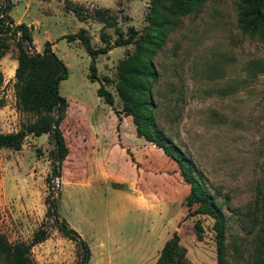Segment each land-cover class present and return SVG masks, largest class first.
I'll return each mask as SVG.
<instances>
[{
    "label": "rangeland",
    "instance_id": "rangeland-1",
    "mask_svg": "<svg viewBox=\"0 0 264 264\" xmlns=\"http://www.w3.org/2000/svg\"><path fill=\"white\" fill-rule=\"evenodd\" d=\"M234 1L205 0L176 19L152 58V113L191 160L205 189L217 193L215 202L226 217L228 264H252L257 224L250 212L264 181V42L239 32ZM8 4L13 25L30 26L32 48L18 33L0 32V132L35 121V113L15 108L13 73L19 51L40 53L49 42L67 72L57 86L66 99L59 123L66 154L55 162L47 133L27 134L19 150L0 148V234L11 243H27L43 229L46 238L29 248L32 264H80L79 246L62 235L48 210L53 197L58 221L89 249L85 264H154L173 231L186 262L216 264L211 218L192 214L198 202L175 162L136 136L115 91L116 65L135 44L111 43L116 32L127 36L129 27L135 38L142 34L151 0H3L0 15ZM72 8L85 19L79 21ZM96 8L115 23L103 27L94 18ZM80 29L94 47L105 44L100 34L105 35L110 48L95 57V67L107 81L89 80L90 57L78 40L61 38ZM100 83L112 93L119 121L96 95Z\"/></svg>",
    "mask_w": 264,
    "mask_h": 264
},
{
    "label": "trees",
    "instance_id": "trees-1",
    "mask_svg": "<svg viewBox=\"0 0 264 264\" xmlns=\"http://www.w3.org/2000/svg\"><path fill=\"white\" fill-rule=\"evenodd\" d=\"M205 0H151V7L146 14L147 25L142 34L135 38L136 31L129 27L127 36L116 32L112 41L113 46L135 44L131 54L126 55L116 65L117 80L115 91L121 101V111L131 117L136 136L152 143L160 148L164 155L171 158L177 168L182 181L188 185L189 193L198 202L192 214L206 215L211 218V229L215 247L216 264H228L226 259L225 230L226 217L221 206L215 202V194L209 193L196 176L191 160L182 154L179 148L167 137L155 124L153 119L154 104L151 90L157 80V73L152 61L155 51L159 50L167 33L176 25V19L197 11ZM9 4L5 6L4 13L0 17V32L9 29L19 34V41H25L32 48L30 26L23 23L13 25L8 17ZM234 10L236 15V27L239 32L250 38H256L264 42V0H235ZM71 11L79 21L85 19L76 8ZM94 18L102 23L103 27H111L114 21H110L103 9L96 8L93 11ZM10 25V26H9ZM5 26V28H3ZM61 38L67 42L78 40L86 54L90 57L88 65V78L93 81L100 79L107 81L106 77L98 78L95 67V57L104 54L110 47L107 45L105 35L100 34L101 47H94L90 43V37L84 29L71 33ZM14 104L15 108L22 112L36 114L34 122L25 129L14 132H0V148L19 150L24 137L27 134L40 135L47 133L53 142V157L59 163L66 154V146L59 130V123L63 117L66 99L58 93V82L67 76L65 65L54 54L51 43L45 42L40 53H25L19 51L14 68ZM2 74L0 72V85ZM96 95L104 104L109 106L114 116L119 121V111L113 107V95L103 83L96 89ZM0 97V106H3ZM120 146V144L118 143ZM130 162L133 158L125 149ZM52 172L56 174L57 167L53 164ZM48 210L54 223L63 236L75 242L82 251L81 264L88 260L89 249L78 234L67 226L63 220L58 221L55 199H48ZM191 214V213H190ZM189 213L187 215H190ZM250 217L257 224L252 247V264H264V254L259 258V244L264 233V181L256 188L253 201V210ZM43 229L36 230L27 243L22 241L9 242L0 234V264H32L29 256V248L46 238ZM178 235L172 232L162 247L154 264H189L185 261L184 254L180 252Z\"/></svg>",
    "mask_w": 264,
    "mask_h": 264
},
{
    "label": "water",
    "instance_id": "water-1",
    "mask_svg": "<svg viewBox=\"0 0 264 264\" xmlns=\"http://www.w3.org/2000/svg\"><path fill=\"white\" fill-rule=\"evenodd\" d=\"M55 162H57V158L55 159ZM59 176H60V173H59V171H57L56 172V178H59ZM56 187H57V184H56ZM52 199H53V197H52ZM81 256H82V251L80 250L79 263L81 262Z\"/></svg>",
    "mask_w": 264,
    "mask_h": 264
},
{
    "label": "built area",
    "instance_id": "built-area-1",
    "mask_svg": "<svg viewBox=\"0 0 264 264\" xmlns=\"http://www.w3.org/2000/svg\"><path fill=\"white\" fill-rule=\"evenodd\" d=\"M3 6V0H0V7ZM1 13V12H0ZM3 14V13H2ZM2 15H0L1 17Z\"/></svg>",
    "mask_w": 264,
    "mask_h": 264
},
{
    "label": "crops",
    "instance_id": "crops-1",
    "mask_svg": "<svg viewBox=\"0 0 264 264\" xmlns=\"http://www.w3.org/2000/svg\"><path fill=\"white\" fill-rule=\"evenodd\" d=\"M108 107H109V106H108ZM110 109H111V108H110ZM111 111H112V110H111ZM120 125H121V127H122V126H123V123L121 122V124H120Z\"/></svg>",
    "mask_w": 264,
    "mask_h": 264
}]
</instances>
